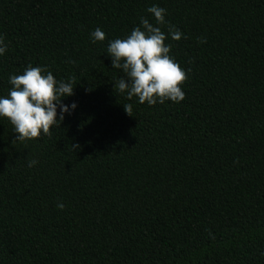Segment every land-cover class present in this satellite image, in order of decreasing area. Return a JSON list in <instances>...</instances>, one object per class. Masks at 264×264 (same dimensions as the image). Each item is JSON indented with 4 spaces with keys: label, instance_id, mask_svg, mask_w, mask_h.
I'll return each instance as SVG.
<instances>
[{
    "label": "trees",
    "instance_id": "obj_1",
    "mask_svg": "<svg viewBox=\"0 0 264 264\" xmlns=\"http://www.w3.org/2000/svg\"><path fill=\"white\" fill-rule=\"evenodd\" d=\"M152 5L180 103L114 88L108 41ZM0 37V95L43 66L78 105L33 140L0 119V264H264V0H0Z\"/></svg>",
    "mask_w": 264,
    "mask_h": 264
},
{
    "label": "clouds",
    "instance_id": "obj_2",
    "mask_svg": "<svg viewBox=\"0 0 264 264\" xmlns=\"http://www.w3.org/2000/svg\"><path fill=\"white\" fill-rule=\"evenodd\" d=\"M146 11L155 24L141 17L139 26L130 34L108 41L106 55L111 58V67L123 73L114 88L126 94L127 99L135 96L138 103L148 106L165 101L180 103L185 99L181 85L187 79V72L170 55L172 45L166 40L180 41L184 34L168 25L166 9L152 5ZM165 25L167 32L161 27ZM90 40L103 42L105 33L96 28L90 33ZM7 50L0 37V56ZM8 83L11 87L7 95H0V119L10 122L18 141L50 135V129L60 126L78 107L74 101L64 103L74 95L72 79L57 80L46 67L28 65L22 74H10ZM123 107L127 114L131 112V104ZM36 163L29 161L28 167ZM57 207L62 210L63 204Z\"/></svg>",
    "mask_w": 264,
    "mask_h": 264
}]
</instances>
